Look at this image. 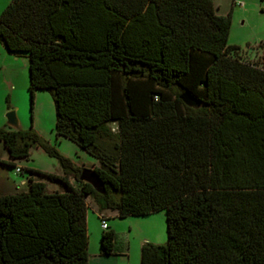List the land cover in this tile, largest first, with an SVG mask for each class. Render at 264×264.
Here are the masks:
<instances>
[{"label": "trees", "instance_id": "16d2710c", "mask_svg": "<svg viewBox=\"0 0 264 264\" xmlns=\"http://www.w3.org/2000/svg\"><path fill=\"white\" fill-rule=\"evenodd\" d=\"M230 24L213 0L9 1L0 43L27 57L30 103L50 93L56 136L97 160L104 192L40 142L76 185L29 170L65 191L30 177L0 196V264H88L87 199L120 219L164 212L166 242H144L140 264H264V44L261 66L243 60ZM37 141L0 128L11 159ZM115 240L102 230V255Z\"/></svg>", "mask_w": 264, "mask_h": 264}, {"label": "rangeland", "instance_id": "374dc122", "mask_svg": "<svg viewBox=\"0 0 264 264\" xmlns=\"http://www.w3.org/2000/svg\"><path fill=\"white\" fill-rule=\"evenodd\" d=\"M9 1L0 0V12ZM233 1L242 2L244 6L242 8L237 5L232 6ZM213 3L217 14L230 15L227 44L238 47V53L243 60L261 66L264 44V0H213ZM28 84L27 57L8 52L0 43V128H9L5 118L9 108L16 113L19 130L23 133H32L38 138V141L30 147L27 158L21 159H11L3 143L0 142V196L24 191L30 177L45 183L48 192L65 191L60 184L51 182L44 176L31 174L29 170L60 176L67 174L69 183L76 185L73 175L65 173L58 159L46 153L40 142L54 148L75 167L91 169L93 165H98L96 159L74 143L56 136L54 103L50 93L45 90L34 91L31 104ZM109 126L113 130L116 129L113 122ZM11 162L13 166L8 164ZM16 167L20 168L21 172H17ZM87 203V253L90 264H140L141 242L146 240L161 245L166 242L163 211L144 217L128 216L120 219L111 212L100 213L95 210L97 207L91 199H87ZM98 215H103L106 224L115 230L117 253L115 255L125 253L121 259L103 257L100 261L94 260L96 256H104L100 249L102 232Z\"/></svg>", "mask_w": 264, "mask_h": 264}, {"label": "water", "instance_id": "95a60500", "mask_svg": "<svg viewBox=\"0 0 264 264\" xmlns=\"http://www.w3.org/2000/svg\"><path fill=\"white\" fill-rule=\"evenodd\" d=\"M180 99L182 100V102H184L185 105L189 107L197 108L198 106H200V103L186 92L180 95ZM5 118L6 125L9 128L13 130H19V121L14 110H8L5 114ZM78 179L84 183L89 184L97 193L104 192V186L93 170L83 168L80 171Z\"/></svg>", "mask_w": 264, "mask_h": 264}, {"label": "crops", "instance_id": "0c3cea01", "mask_svg": "<svg viewBox=\"0 0 264 264\" xmlns=\"http://www.w3.org/2000/svg\"><path fill=\"white\" fill-rule=\"evenodd\" d=\"M12 163V162H11ZM95 210H97V209H95ZM106 212H111L112 213V215H116V212L115 211H111V210H104V211H101L100 213H106ZM107 217V216H106ZM108 226V225H107ZM108 228L109 229H111L109 226H108ZM113 232H115V230H113V229H111ZM101 232H102V229H101ZM144 242H146V240H144L143 242H141L140 244H139V246L141 247V245L144 243ZM153 243V242H152ZM156 244V243H155ZM124 254L125 253H121L120 255H118V256H116L114 253L112 254V255H104V256H96V257H94V260H96V261H100V260H102L103 259V257H104V259L105 258H110V259H114V260H116V259H121V257H123L124 256ZM90 260H89V257H88V264H90V262H89Z\"/></svg>", "mask_w": 264, "mask_h": 264}, {"label": "built area", "instance_id": "2783aa9c", "mask_svg": "<svg viewBox=\"0 0 264 264\" xmlns=\"http://www.w3.org/2000/svg\"><path fill=\"white\" fill-rule=\"evenodd\" d=\"M235 5L239 6V7H243L244 4L242 2H235ZM16 171L17 172H21V169L16 167ZM99 216V220H100V227L102 230H106L108 228L107 224H106V218L103 215H98Z\"/></svg>", "mask_w": 264, "mask_h": 264}]
</instances>
